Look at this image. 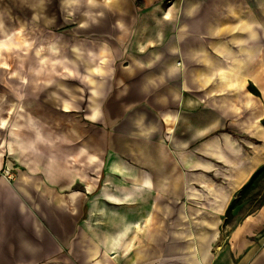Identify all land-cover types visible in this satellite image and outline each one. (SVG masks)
Listing matches in <instances>:
<instances>
[{"label":"crops","instance_id":"0c3cea01","mask_svg":"<svg viewBox=\"0 0 264 264\" xmlns=\"http://www.w3.org/2000/svg\"><path fill=\"white\" fill-rule=\"evenodd\" d=\"M105 1L116 5L89 11L91 20L86 10L81 22L105 33L99 43L111 55L105 69L91 66L105 73L91 91L104 97L80 115V129L79 109L67 99L53 117L40 113L48 110L41 102L24 104L38 113L23 115L31 134L17 124L5 138L9 119L0 114V170L10 158L20 162L16 180L0 175V264H59L67 249L65 264H264V202L235 226L226 223L234 197L264 165L262 22L239 16L243 32L234 37L231 1ZM35 46L42 66L65 63L76 74L60 53ZM234 62L245 75L227 69ZM57 120H69L60 132L47 125ZM89 125H98L91 135ZM106 157L124 183L106 184L89 204L73 163ZM109 217L117 227L90 235V223Z\"/></svg>","mask_w":264,"mask_h":264},{"label":"rangeland","instance_id":"374dc122","mask_svg":"<svg viewBox=\"0 0 264 264\" xmlns=\"http://www.w3.org/2000/svg\"><path fill=\"white\" fill-rule=\"evenodd\" d=\"M230 1L233 4L234 29L228 36L235 37L242 34L243 31L240 26L243 20L238 21L239 16H243L244 21L246 19H258L262 22L259 27H264V0H200V3L211 2V4L215 3L216 6H224ZM118 2L124 6L143 5L142 0H132L131 2L120 0ZM170 2L171 0H169ZM104 5L110 8L114 7L116 3L106 2L105 0H0V24L3 25L0 26L1 38L7 33L21 29L27 38L35 42L37 49L40 47L41 52L46 51L47 44L54 43L59 47L61 57L66 58V64H70L69 66L76 71V74L69 75L62 66L65 63H58L55 67H52V65L42 66L38 56L33 54L34 50H30L32 47L28 50L24 49L25 53H22L14 44L4 48L0 53V60L9 64L7 70L0 68V114L6 115L9 119L8 129L4 131L5 138L8 137V134H13L11 131L13 124L22 125L23 122L26 123L23 115L26 118L34 112L35 116L38 117L36 111L24 110L22 108L24 104L41 102L47 106L48 110H41L40 113L53 117V114H58V107L61 103L66 99L71 100L75 107L79 109L78 112H75L78 117H73V126L80 129L82 117L80 115L90 112L93 105L98 102V98L102 99L104 97V94L96 97L91 91L98 85V82L101 83L100 85L103 84L104 77L102 75L105 73H95L92 71L94 68H91V66L101 63L103 69H105L106 63L108 64L106 55H111V47L109 46L108 51L105 46L100 44L102 41L104 42L105 33L81 28L82 20H88L87 15L83 13L86 10H88V13L89 11H96L98 7ZM91 15L93 14L89 13L88 15L90 20ZM218 16L223 15L219 14ZM92 21L96 20L93 19ZM255 29L258 32L257 26H255ZM262 32L264 34V31ZM76 47L80 52L74 50ZM21 60L22 62H20ZM229 64L232 66L237 65L235 62ZM89 77L94 78L95 83H92ZM104 84L107 85V82H104ZM93 85L95 86L92 87ZM68 122L69 120H57L56 125L49 122H47V125L51 127V130L59 131L58 128L66 127ZM6 123V120L2 121L3 125H6ZM22 128V134L32 133V130L27 129L25 131L24 125H22ZM93 128H98V125L97 127L89 125L90 135L94 132ZM166 136H170V134L168 133ZM76 150L74 145V153ZM10 160L9 163L7 160L5 161L0 170V175L13 181L17 179L20 162L11 158ZM109 160V157H106L103 162L101 160L97 162L89 160L88 167L80 162L73 163L74 174L81 172L84 185L89 187V204L98 202V198H101L100 194L106 184H110V188L114 190L116 186L124 183L123 178L119 179L116 175L109 173ZM78 179L80 178L78 177ZM235 197L227 211V229L238 224L245 216L255 212L264 202V165L254 173L250 181ZM86 218L78 226V241L81 231L87 227ZM111 220L112 218L109 217L103 222L104 225L96 228H93L90 223L87 227L89 233H91L90 235H96L98 231H106L108 227H117V224ZM66 254L71 257V249H67L64 255L58 254L57 261L58 263L61 262L59 264H65Z\"/></svg>","mask_w":264,"mask_h":264},{"label":"bare ground","instance_id":"6f19581e","mask_svg":"<svg viewBox=\"0 0 264 264\" xmlns=\"http://www.w3.org/2000/svg\"><path fill=\"white\" fill-rule=\"evenodd\" d=\"M11 44H14L15 47H17L18 49H26V50H28V48L30 49L33 46L34 41L29 39V38H27L21 29H16L13 32H10L9 34L7 33L4 37L0 38V53L2 52V50L4 48L10 47ZM39 48L40 47H38L37 51H38V53L42 54L43 52H41V49H39ZM47 48L51 52H55V53H58V54L60 53L59 47L57 45H55L54 43L49 44L47 46ZM0 65H3L4 67H8L9 66V64L6 61H2V60H0ZM227 69L230 70L231 73L236 74L238 76L239 75H245L242 72V68H241L240 63H238L237 65H233V66L231 64H229V65H227ZM98 114H99L98 107L95 106L94 110L92 112V117H96L97 118ZM170 117H171V115L168 114L167 115V119H169ZM15 126H17V124L16 125L13 124V126L11 128V131L13 133H14V130L16 129Z\"/></svg>","mask_w":264,"mask_h":264}]
</instances>
